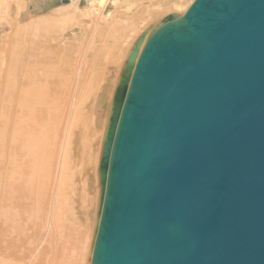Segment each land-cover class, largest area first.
I'll return each mask as SVG.
<instances>
[{"label":"water","instance_id":"95a60500","mask_svg":"<svg viewBox=\"0 0 264 264\" xmlns=\"http://www.w3.org/2000/svg\"><path fill=\"white\" fill-rule=\"evenodd\" d=\"M128 57L90 264H264V0H194Z\"/></svg>","mask_w":264,"mask_h":264},{"label":"rangeland","instance_id":"374dc122","mask_svg":"<svg viewBox=\"0 0 264 264\" xmlns=\"http://www.w3.org/2000/svg\"><path fill=\"white\" fill-rule=\"evenodd\" d=\"M77 1H80L81 4L79 9L84 10L83 0H56L50 9L45 8V4L49 2V0H45L46 3L42 2L43 9L34 13L32 0H0V45L13 50L12 52L17 51L19 58L20 56L22 59L30 56L35 58V37L42 34L43 27L47 26L50 19L53 18L48 17L55 16L59 7L76 6ZM192 1L183 0L177 5H162L163 7L157 9L153 14L144 15L141 22L135 25L131 35L127 38L128 42L121 41L117 47L114 46L115 50L108 65H111L112 59L116 58L117 65L114 67L118 68L119 74L115 72L111 79L114 82L110 88L109 86L104 88L108 96L105 94L104 97L100 96L99 99H96L101 100L98 108L90 103L91 105H87L83 112L74 118L68 117L72 113L71 106L65 109V114L62 113L58 123V125L63 124L59 125L61 130L57 129V138L54 136L56 145L53 143L54 140L51 142L53 134H48L46 142L48 150H44L46 152L43 153V158L45 160L47 158V160L45 166L42 169L40 167L41 171H35V135L32 123L24 126L21 133H0V145L6 151L0 152V197H19L23 199L24 205L30 204L26 209L30 217L21 226L20 233L24 239L21 246L18 247V258L5 261V264H90L100 217V211L98 215L101 191L99 162L109 126L115 91L124 75L127 57L142 36L148 39V36L171 13L184 12ZM52 7L55 13L52 11ZM67 10L69 14L74 13V9L71 7ZM108 11L109 9L106 10V13ZM23 14H26V18L22 17ZM62 18L63 16L60 15L56 19L60 21ZM100 18L90 29L89 27L84 28L82 35L76 31L75 35L70 36L72 38H67L69 40L67 41L68 48H77L71 51L74 55H70L73 69H76L74 63H77L78 57L80 58L88 51L91 52L84 61L86 64L92 61L95 64L101 63L106 60L108 49L113 46L112 43L119 41L120 37L123 39L124 35L121 34L123 26L120 19H116L114 25L109 27V24L101 26ZM76 38L80 39L78 40L80 43L76 41ZM122 39L120 38V40ZM145 42L143 41L142 45ZM142 45L141 47H143ZM20 48H22L21 51ZM99 54L101 55L99 56ZM81 63L83 61L79 64ZM113 84L115 86H112ZM81 116H85L83 120ZM72 119L75 120L76 125ZM16 121L23 123L22 120ZM68 125L72 127L69 128ZM67 133L70 135L68 136ZM9 139H14L10 146L7 144ZM16 140H19L23 145L13 148L17 143ZM63 147H65V151ZM11 148H13L12 152Z\"/></svg>","mask_w":264,"mask_h":264},{"label":"bare ground","instance_id":"6f19581e","mask_svg":"<svg viewBox=\"0 0 264 264\" xmlns=\"http://www.w3.org/2000/svg\"><path fill=\"white\" fill-rule=\"evenodd\" d=\"M55 1L56 0H49V2L46 3L45 0H32L33 12L35 13V11H41L43 9L42 2L46 3V9L47 7L50 9V7L55 4ZM83 1L85 7L84 10L79 9L81 4L80 1H77L78 3H76V6H69L71 9H74V13L72 12L69 14L67 10L69 7L63 6V8L59 7L60 9H57V14H54L55 16L50 15L48 17L53 18L50 19V23L48 22L47 26L43 27L44 29L42 34L37 31L40 34H38V37H35V58L30 56L26 57V59H22L20 56L22 59L21 60L17 55V51L12 52L13 50L11 51L9 48L0 45V133H21V131L24 129V126L31 123L33 124V133L35 135V171H39L40 167L42 169V167L45 166L47 158L46 160L43 158V153L46 152L44 150H48L46 149L48 134H53L51 142L54 140L53 143L55 144L54 136L57 135V129L60 128L59 125L61 123L58 125L59 119L61 118L62 113L65 114V109L71 106L72 113L70 112L71 115L68 114V117L72 116V118H74L82 113L83 109H85L90 103L95 105V108L100 106L99 102L101 100L96 99H99L100 96L104 97L105 94H107L104 88H108L107 86L110 88V85L114 82L111 81V79L114 77L113 74L115 72L119 74L118 68L114 67L117 65L116 58L112 59L111 65H108V62L115 50L114 46L117 47L118 43H121V41L128 42L127 38L131 35L135 25L141 22V19L144 15L153 14L157 9L163 7L162 5H177L183 0ZM192 2L189 4V6L192 4ZM107 9H109V11L106 13ZM187 9L184 12L178 14L171 13V15H169L166 19H168L170 16L181 18ZM25 15L23 14L22 17ZM60 15H62L63 18L58 21L56 18H58ZM98 18H100L101 26H106L109 24V27L114 25V21L116 19H120L123 26L121 34H123L124 37L123 39L120 37L122 40L118 38L119 41L112 43L113 46L112 48L108 49L106 60L97 64H95L93 61L86 64L84 61H86L88 55L91 52L88 51L83 56L81 55L80 58L78 57L79 55L77 56L79 60L77 61L76 58L77 63H74V68L76 67V69H73V61L70 59V55L72 54L71 51L77 48H68V37L74 33L76 34V31H79L80 35H82L84 28L89 27L90 29ZM51 20H53L52 24ZM164 21L165 20L160 23L159 27H156L157 29L153 27V30L155 29V31H157L158 28L162 26ZM155 31H153L148 37H150ZM142 38L143 41H147V37L142 36ZM78 40L76 38V41ZM102 42L103 41L101 40V43ZM78 47L81 46L78 45ZM21 49L22 48L19 50L21 51ZM141 49L142 47H140V50ZM102 53L104 55V52ZM100 55L101 54H99V56ZM82 61L83 63L79 64ZM78 66L80 67L78 68ZM112 86L115 85L113 84ZM81 117L83 120L85 116ZM16 120H22L23 123H19ZM67 121L69 122V118ZM73 122L75 124V120H73ZM67 132H69L68 129ZM67 134L68 136L70 135L69 133ZM67 134L65 135L67 136ZM68 136L66 138H68ZM57 137L58 136H56V138ZM13 140L14 139L8 140V146H10V143ZM16 141L17 143L15 146H13V148H18L19 146L23 145L19 142V140ZM52 147L55 146L52 145ZM52 147L51 151L53 150ZM13 148H11V152ZM63 148L65 151V147ZM0 152H6L1 145ZM29 205L30 204L24 205L23 199L19 197H0V264H5V261L18 258V247L21 246V243L24 239L20 233L21 226L30 217L26 212V209ZM35 243L37 242L35 241Z\"/></svg>","mask_w":264,"mask_h":264}]
</instances>
